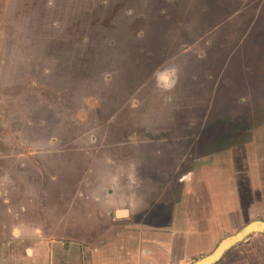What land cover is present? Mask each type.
Returning a JSON list of instances; mask_svg holds the SVG:
<instances>
[{
	"label": "rangeland",
	"instance_id": "rangeland-1",
	"mask_svg": "<svg viewBox=\"0 0 264 264\" xmlns=\"http://www.w3.org/2000/svg\"><path fill=\"white\" fill-rule=\"evenodd\" d=\"M253 144L263 157L264 0H0L2 251L76 186L100 199L120 176L153 199L176 145L182 173Z\"/></svg>",
	"mask_w": 264,
	"mask_h": 264
},
{
	"label": "crops",
	"instance_id": "crops-1",
	"mask_svg": "<svg viewBox=\"0 0 264 264\" xmlns=\"http://www.w3.org/2000/svg\"><path fill=\"white\" fill-rule=\"evenodd\" d=\"M178 146L169 182L163 189L155 183L160 192L153 199H138L137 185H122L120 176L99 185L100 199L76 186L72 204L58 213L48 209L43 228L14 232L22 240L0 248V264H199L250 224L264 222V155L254 144L187 161L182 173ZM155 153L159 158L161 151ZM142 155L134 156L146 161ZM212 264H264V234L246 237Z\"/></svg>",
	"mask_w": 264,
	"mask_h": 264
},
{
	"label": "water",
	"instance_id": "water-1",
	"mask_svg": "<svg viewBox=\"0 0 264 264\" xmlns=\"http://www.w3.org/2000/svg\"><path fill=\"white\" fill-rule=\"evenodd\" d=\"M255 233L264 234V222L263 221H257V222L250 224L234 238L224 241L210 258H208L207 260L203 262H200L199 264L215 263L226 250H228L230 247L234 246L235 244L241 242L246 237L252 234H255Z\"/></svg>",
	"mask_w": 264,
	"mask_h": 264
},
{
	"label": "bare ground",
	"instance_id": "bare-ground-1",
	"mask_svg": "<svg viewBox=\"0 0 264 264\" xmlns=\"http://www.w3.org/2000/svg\"><path fill=\"white\" fill-rule=\"evenodd\" d=\"M121 213H124V214H125V212H121ZM124 214H123V215H124ZM118 215H119V214H118ZM207 247H208V246H207Z\"/></svg>",
	"mask_w": 264,
	"mask_h": 264
}]
</instances>
